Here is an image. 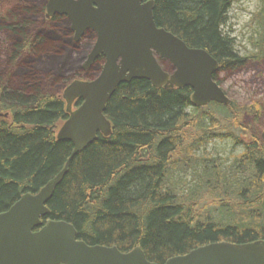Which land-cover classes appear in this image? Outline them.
I'll list each match as a JSON object with an SVG mask.
<instances>
[{
  "label": "trees",
  "instance_id": "1",
  "mask_svg": "<svg viewBox=\"0 0 264 264\" xmlns=\"http://www.w3.org/2000/svg\"><path fill=\"white\" fill-rule=\"evenodd\" d=\"M242 1L154 0L153 17L187 47L209 53L219 73H236L264 66V0L249 23L257 25L253 52L240 56L224 32ZM46 4L0 0V31L9 37L0 64V114H8L0 121V213L63 169L73 146L56 138L68 118L61 94L75 80L95 79L104 64L99 58L83 71L95 34L75 43L66 17L45 19ZM191 95L189 87L155 89L145 80L119 85L105 110L111 135L97 134L72 158L43 223L71 224L88 246L140 247L154 264L209 244L264 241V103L198 107ZM216 140L232 144L222 163L207 151ZM179 172L192 175L193 189L173 184Z\"/></svg>",
  "mask_w": 264,
  "mask_h": 264
},
{
  "label": "water",
  "instance_id": "2",
  "mask_svg": "<svg viewBox=\"0 0 264 264\" xmlns=\"http://www.w3.org/2000/svg\"><path fill=\"white\" fill-rule=\"evenodd\" d=\"M153 0H48L46 18L65 16L75 41L93 31L96 42L88 56L91 64L103 56L99 76L91 82L74 81L62 94L68 119L58 141L70 142L73 150L63 169L37 193L22 195L0 213V264H154L140 247L127 253L116 247L88 246L77 239L75 228L63 221H41L49 215L47 203L67 173L70 161L92 144L97 134L109 137L106 105L117 87L132 80L148 81L155 89L192 90L194 106L211 102L228 106L229 98L214 80L218 63L209 53L192 49L179 38L158 28ZM156 58L169 63L164 72ZM81 105L72 110L75 101ZM7 115L0 114V119ZM40 228L38 231L35 229ZM163 264H264V241L232 245L214 243L198 247Z\"/></svg>",
  "mask_w": 264,
  "mask_h": 264
},
{
  "label": "rangeland",
  "instance_id": "3",
  "mask_svg": "<svg viewBox=\"0 0 264 264\" xmlns=\"http://www.w3.org/2000/svg\"><path fill=\"white\" fill-rule=\"evenodd\" d=\"M260 7L261 0H243L241 3L235 4L229 12V20L225 26L224 32L229 38L233 39L234 49L240 56H245L253 52L250 39L256 38L254 29L257 28V25L250 27L249 23L252 15L258 12ZM0 23L1 27L2 21H0ZM71 33L74 36L73 32ZM85 33L79 39V42L84 38ZM7 40L9 41V37L0 31V64L7 55ZM218 79L221 88L232 103L242 105L251 99L264 103V66L252 62L248 67L236 73H218ZM261 121L262 123L260 124L264 126V118ZM62 124L63 123H61V126ZM231 146L230 140H216L207 146V151L213 154V159L222 163V161L228 158L229 153L232 151ZM236 153H239L238 149H236ZM201 154L202 152H199V155ZM176 175L180 176L173 177V184H175L178 189H182L183 192H185L186 187L190 189L195 187L193 185L194 178H192L191 174L186 175L179 172L176 173Z\"/></svg>",
  "mask_w": 264,
  "mask_h": 264
},
{
  "label": "bare ground",
  "instance_id": "4",
  "mask_svg": "<svg viewBox=\"0 0 264 264\" xmlns=\"http://www.w3.org/2000/svg\"><path fill=\"white\" fill-rule=\"evenodd\" d=\"M47 2H48V0H47ZM75 43H79V41H75ZM94 44V43H93ZM92 48H93V45H92ZM92 48H91V50H92ZM91 50H89L88 51V53L86 54V59H85V61H84V63L82 64V69H83V71H88V69L90 68V66L97 60H95L94 62H92L91 64H89L88 63V56L90 55V53H91ZM96 79V78H95ZM95 79H92V80H83V79H79V81H83V82H91V81H93V80H95Z\"/></svg>",
  "mask_w": 264,
  "mask_h": 264
},
{
  "label": "flooded vegetation",
  "instance_id": "5",
  "mask_svg": "<svg viewBox=\"0 0 264 264\" xmlns=\"http://www.w3.org/2000/svg\"><path fill=\"white\" fill-rule=\"evenodd\" d=\"M154 1V0H153ZM54 16H58V15H54ZM54 16H52V17H50L49 19H52ZM59 17H65V16H59ZM67 19V18H66ZM67 21H68V19H67ZM69 22V21H68ZM69 24H70V22H69ZM70 30H71V24H70ZM72 32V31H71ZM91 32H93V31H91ZM94 34H95V32H93ZM74 34V33H73ZM75 41V40H74ZM79 41V40H78ZM95 42H96V35H95V41H94V44H95ZM94 46V45H93ZM99 58H103L104 59V57L103 56H100V57H98L97 59H99ZM105 60V59H104Z\"/></svg>",
  "mask_w": 264,
  "mask_h": 264
}]
</instances>
